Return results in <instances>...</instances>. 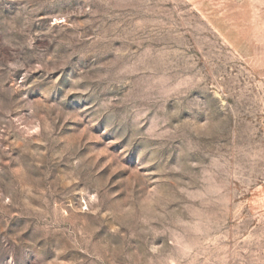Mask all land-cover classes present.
Here are the masks:
<instances>
[{
	"label": "rangeland",
	"instance_id": "374dc122",
	"mask_svg": "<svg viewBox=\"0 0 264 264\" xmlns=\"http://www.w3.org/2000/svg\"><path fill=\"white\" fill-rule=\"evenodd\" d=\"M199 0H0V264H264V71Z\"/></svg>",
	"mask_w": 264,
	"mask_h": 264
},
{
	"label": "crops",
	"instance_id": "0c3cea01",
	"mask_svg": "<svg viewBox=\"0 0 264 264\" xmlns=\"http://www.w3.org/2000/svg\"><path fill=\"white\" fill-rule=\"evenodd\" d=\"M199 13L235 54L264 71V0H199Z\"/></svg>",
	"mask_w": 264,
	"mask_h": 264
}]
</instances>
